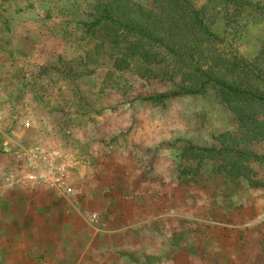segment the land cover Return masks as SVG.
<instances>
[{"label": "rangeland", "instance_id": "1", "mask_svg": "<svg viewBox=\"0 0 264 264\" xmlns=\"http://www.w3.org/2000/svg\"><path fill=\"white\" fill-rule=\"evenodd\" d=\"M103 3L0 0V153L17 152L18 144L57 148L74 176L82 165L108 158L104 178L146 182L144 196L152 202L155 187L162 192L165 185L166 201L154 208L142 203L140 216L132 214L140 230L108 232L101 212L97 226L74 216L70 229L49 228L48 244L30 264H91L98 251L91 244L109 240L108 234L118 243L101 253L120 264H264V186L225 174L213 160L197 165L179 158L189 145H216L214 135L235 127L233 115L210 85L198 94L151 100L176 90L174 82L112 70L104 58L88 73L93 65L82 61L87 46L76 28ZM209 26L223 38V53L246 62L264 51V19L236 33L221 21ZM10 131L20 141H7L15 138ZM251 150L264 154V141ZM118 167L124 170L112 173ZM251 167V182H264V160Z\"/></svg>", "mask_w": 264, "mask_h": 264}, {"label": "trees", "instance_id": "2", "mask_svg": "<svg viewBox=\"0 0 264 264\" xmlns=\"http://www.w3.org/2000/svg\"><path fill=\"white\" fill-rule=\"evenodd\" d=\"M104 0L96 16L81 21V38L87 46L82 61L93 65L109 61L118 72L132 69L142 79L171 81L176 90L152 95L201 93L212 86L229 109L236 125L213 136L216 145H189L180 160L216 162V167L234 178L251 182V164L261 163L264 154L251 145L264 141V51L250 61L223 53V38L210 28L221 21L226 31L236 33L253 19H264V0ZM224 30V31H225Z\"/></svg>", "mask_w": 264, "mask_h": 264}, {"label": "crops", "instance_id": "3", "mask_svg": "<svg viewBox=\"0 0 264 264\" xmlns=\"http://www.w3.org/2000/svg\"><path fill=\"white\" fill-rule=\"evenodd\" d=\"M10 133L15 135V138L7 139V141L15 144L20 136L15 131H10ZM13 144L11 147H15ZM19 148L31 149L23 144H18L17 151ZM38 150L45 151L46 149L42 147ZM107 159H100V162L96 163L92 161L90 165H82L74 176L71 173L73 165L71 168L69 158L65 157L69 165L72 191L64 197H58L44 185L26 177L28 171L24 161L18 156V152L0 153V262L34 263L39 254L43 253L41 250H44L48 244L49 233L47 231L49 228L61 225L64 229V225L67 227L72 217L80 218L79 212L82 208L97 211L99 220L101 212L106 219L103 222L104 230L108 232H113L111 230L113 228H125L124 232L130 227L140 230L139 225L132 224V214L134 213L133 216H135L136 213L138 215L141 213L142 203L146 206L152 203V208H154L153 206L165 202L166 194H163L165 185L162 192L159 190L161 186H157L159 192L156 187L153 190L155 195L151 196L157 197L155 201H151V196H149L150 200L145 199L148 195L144 196V187L147 188L148 184L146 182L143 184V178L140 179L142 183L138 184V181L133 183V180L125 177H123L124 180H118L111 174H108L107 178L102 176V166L109 162ZM126 161L128 162L126 159L120 161L122 166L127 163ZM118 170L124 169L114 168L112 173H117ZM119 216L120 220L117 219ZM97 225L99 222L92 226ZM39 231L42 234H39ZM108 235L114 238L110 237L105 241L99 238L97 244H91L95 251L98 250L94 252L95 258L91 264H120L122 262L117 258L110 261L106 259L109 253H101L104 249L102 247L107 245L114 247L118 243L116 236ZM101 254L102 258H100Z\"/></svg>", "mask_w": 264, "mask_h": 264}, {"label": "built area", "instance_id": "4", "mask_svg": "<svg viewBox=\"0 0 264 264\" xmlns=\"http://www.w3.org/2000/svg\"><path fill=\"white\" fill-rule=\"evenodd\" d=\"M23 127H28V123L24 122ZM17 152L25 163L29 180L44 185L58 197L71 193L69 165L60 149L39 151L37 148H19ZM79 214L92 225L99 222V214L95 210L82 208Z\"/></svg>", "mask_w": 264, "mask_h": 264}]
</instances>
